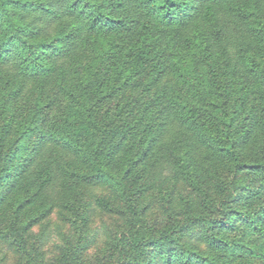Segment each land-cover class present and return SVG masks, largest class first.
Listing matches in <instances>:
<instances>
[{
  "label": "trees",
  "instance_id": "1",
  "mask_svg": "<svg viewBox=\"0 0 264 264\" xmlns=\"http://www.w3.org/2000/svg\"><path fill=\"white\" fill-rule=\"evenodd\" d=\"M53 213L63 264H264V0H0V243Z\"/></svg>",
  "mask_w": 264,
  "mask_h": 264
},
{
  "label": "rangeland",
  "instance_id": "2",
  "mask_svg": "<svg viewBox=\"0 0 264 264\" xmlns=\"http://www.w3.org/2000/svg\"><path fill=\"white\" fill-rule=\"evenodd\" d=\"M98 192H103L104 190L101 188H97ZM162 210L159 207H152L149 211L148 218L153 220L155 223H163ZM120 221L115 215L105 213L100 210H96L93 214L92 219V231L95 229L97 231V238L94 245L90 248L89 254L92 256L95 252V249L104 244V231L106 228H116L117 223ZM63 222V221H62ZM61 221L58 220V216L56 214H52L50 218L46 222V230L44 239L42 240V244L36 249V254L31 251V254H21L13 250L9 245L5 243H0V264H63V251L66 250L65 239L69 237V235H73L75 227L71 229L69 225L62 224ZM67 223V222H65ZM69 224V223H68ZM58 227L60 231L64 234H60L58 232ZM75 228V229H74ZM34 235L32 238L36 237L41 232V227L37 225L33 229ZM30 240V239H29ZM33 240V239H31ZM30 240V241H31ZM29 246V244L27 245ZM31 250V249H30ZM71 258V255H69ZM43 261H42V260ZM72 264V263H71Z\"/></svg>",
  "mask_w": 264,
  "mask_h": 264
}]
</instances>
